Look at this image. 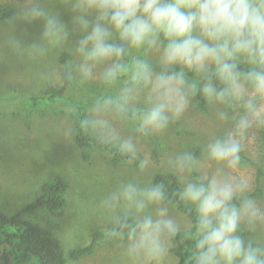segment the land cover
<instances>
[{"label":"clouds","instance_id":"1","mask_svg":"<svg viewBox=\"0 0 264 264\" xmlns=\"http://www.w3.org/2000/svg\"><path fill=\"white\" fill-rule=\"evenodd\" d=\"M8 11L0 50L19 62L68 51L61 76L88 98L84 126L135 165L101 201L129 258L173 264L183 240V264H264V0H14ZM17 21L39 22V38L23 43ZM193 112L196 134L167 150ZM153 141L174 191L141 159Z\"/></svg>","mask_w":264,"mask_h":264},{"label":"rangeland","instance_id":"2","mask_svg":"<svg viewBox=\"0 0 264 264\" xmlns=\"http://www.w3.org/2000/svg\"><path fill=\"white\" fill-rule=\"evenodd\" d=\"M13 2L0 0V5ZM61 12L65 21H69V13L62 7ZM8 27L7 20L1 22L0 35ZM25 27L28 28L27 33ZM41 30L39 22L25 25L17 21L14 34L23 43L30 44L39 38ZM62 52H66L68 62L71 57L66 50L24 62L0 50V210L9 215L15 213L33 197L44 180L61 177L67 182L65 208L59 213L36 210L26 218L51 228L52 235L62 245L65 264H139L126 255L123 238L101 240L89 254L68 258L71 249L89 243L93 229L104 228L107 222L112 221L101 207V201L119 181L135 174L136 168L126 161L113 165L97 152L87 161L81 158L70 133L75 109L72 101H88V98L80 95L70 84L66 90V101L33 110L25 105L24 98L60 85L63 65L59 56ZM49 67L54 68L57 75L55 81L45 84L39 79V74ZM200 118V113H190L184 122L170 129L167 150L189 141L196 134L191 123ZM143 149L141 159L148 155L153 163L149 175L166 173L161 164L165 151L159 142L146 143ZM259 175L264 177V168L259 169ZM260 187L264 189V182ZM172 261L177 264L174 254ZM0 264L3 263L0 261Z\"/></svg>","mask_w":264,"mask_h":264},{"label":"trees","instance_id":"3","mask_svg":"<svg viewBox=\"0 0 264 264\" xmlns=\"http://www.w3.org/2000/svg\"><path fill=\"white\" fill-rule=\"evenodd\" d=\"M9 5H0V23L8 20L10 12ZM68 56L62 52L59 56L60 63H67ZM66 84L61 76V83L55 87H48L39 95H31L24 98L28 109L46 108L59 101H66ZM88 101L85 99L73 100L74 120L71 128V137L74 144L80 150L83 160H89L94 152L102 154L107 161L113 165L125 162L114 149H110L98 143L87 131L82 117L85 114ZM138 163V162H137ZM153 178L157 181H164L174 191L178 187L173 177L166 173L156 172ZM67 182L58 176L49 177L38 187L37 192L15 213L6 214L0 210V261L3 264H65L66 257L59 239L52 235L51 228L43 227L29 221L26 216L36 210L59 213L66 206L65 191ZM53 225V224H52ZM53 227V226H51ZM117 225L113 220L106 223L104 228H95L91 231L90 241L87 245L77 246L68 253L69 259H75L89 254L101 240H119L123 237L111 235ZM174 256L177 264H183V257L180 254L189 248V244L183 240L177 241L174 245ZM186 264V258H185Z\"/></svg>","mask_w":264,"mask_h":264}]
</instances>
